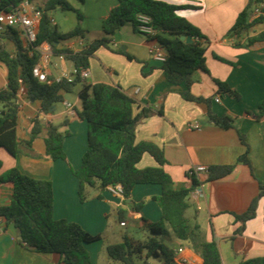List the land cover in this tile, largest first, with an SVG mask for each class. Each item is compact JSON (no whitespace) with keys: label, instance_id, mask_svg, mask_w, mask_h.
Instances as JSON below:
<instances>
[{"label":"crops","instance_id":"crops-1","mask_svg":"<svg viewBox=\"0 0 264 264\" xmlns=\"http://www.w3.org/2000/svg\"><path fill=\"white\" fill-rule=\"evenodd\" d=\"M75 9H83L95 19V25H86L85 18L79 22L73 11L66 19L68 29L61 30L60 23L53 18L54 25L60 33H68L77 25L86 31L85 38H74L62 42L61 48L80 52L86 43L103 36L102 23L118 0H85L80 4L77 0H67ZM182 9L179 14L199 28L210 40L206 52L209 73L199 71L192 87L197 97L211 98L212 111L219 115H227L235 120L237 129L246 136L248 159L250 165L238 159L247 151L236 129H222L211 124L207 117L208 107L205 103L190 102L182 98L183 85L168 82L160 63L153 59L151 42L147 36L129 26L130 34L124 35L123 28L112 37L110 48H100L90 61V77L84 80L87 84L106 83L120 86L124 92L136 101L135 114L144 108L151 110L137 126V142H152L163 149L167 164L164 169L173 178L176 187H189L191 180L189 171L196 166L234 165L228 176L205 182L204 197H192L191 218L195 217L201 227L203 238L214 242L221 254L222 264H239L252 258L264 257V196L260 198L257 215L243 226L237 216L245 213L251 202L261 192L264 185V115L260 117V103L264 100V42L250 48H236V37L228 35L239 15L246 8L249 0H160ZM35 4L42 8L43 0ZM93 27V29H92ZM126 29V28H125ZM94 30L95 38L87 35ZM264 31V23L251 28L248 35L240 38L246 43L250 36ZM2 43L12 54L16 47L13 42L3 39ZM122 45L124 51L135 59L118 53ZM224 59L230 63H225ZM75 69L72 62L62 55H54L49 67L50 76L58 80L71 76ZM8 69L0 62V91L7 88ZM225 82L239 94L236 98L221 93L216 81ZM140 92L135 94V89ZM82 89V88H81ZM65 93L64 102L75 107V115H70L64 102L57 104L50 113L41 112V102L28 99L25 89L19 94L20 109L18 114V136L22 140L30 139L32 120L40 117L42 124L60 125L67 121L62 131L70 135L64 141L67 160H51L46 156V128L34 140L31 150L23 149L17 157L11 156L0 148L2 168L0 176L8 170L17 168L24 175L35 179L48 180L53 185V215L57 220H67L80 225L88 233L98 236L109 232V227L117 219L118 227L126 228L132 220L141 229L142 219L152 223L161 220L162 212L154 197L162 194V187L157 184L137 185L131 199L116 196L108 191L99 192L90 189L89 198L81 202L79 197V181L72 170L82 165V158L88 147V123L79 119L77 112L81 110L79 93ZM189 124H197L198 129H190ZM157 166L149 155H144L138 167ZM204 180L205 176H199ZM13 185L0 184V206L8 205L12 200ZM101 194L102 198H98ZM145 201L140 212L135 206ZM123 218L122 221L120 218ZM126 222V226H121ZM242 229L241 232L239 230ZM171 231V229L169 228ZM121 235L127 236L124 233ZM129 237V236H128ZM139 241L143 239H135ZM103 241V240H101ZM98 241V242H101ZM87 245L93 264H110L105 243L99 247L96 243ZM113 244V243H112ZM164 245L172 250L174 259L185 260L186 264H203V259L190 247L189 242L177 239L171 231ZM183 248L179 256L176 251ZM157 260V259H156ZM158 261V260H157ZM146 262V263H145ZM144 263L150 264V258ZM0 264H64L56 254H41L26 248L21 241L20 232L13 224L0 217ZM157 264H160L158 261Z\"/></svg>","mask_w":264,"mask_h":264},{"label":"trees","instance_id":"trees-1","mask_svg":"<svg viewBox=\"0 0 264 264\" xmlns=\"http://www.w3.org/2000/svg\"><path fill=\"white\" fill-rule=\"evenodd\" d=\"M22 1L0 0V13L11 10ZM77 1L80 4L85 2ZM261 4L264 5V0H249L229 31L228 35L236 37V48H250L264 42V31L248 37L246 43L240 41V38L249 34L252 27L264 23V15L253 19L254 8ZM57 7L63 11L75 12L79 22L82 21L80 11L67 0H44V6L40 8L42 19L34 46L27 47L18 31L12 28L0 33V62L5 63L8 69L7 88L0 91V148L17 157L23 149L31 150L34 140L46 128V156L54 161H66L64 141L70 133L61 129L67 126V121L60 125L49 122L44 126L37 116L32 120L30 139L25 141L18 136L19 94L24 88L26 97L40 101L41 112L48 114L54 106L64 102L65 93H72L78 84H82L79 93L81 110L77 115L88 123V147L81 167L72 170L73 176L79 181L80 201L84 203L88 200L90 189L101 193L111 185H121L127 200L131 199L137 185L157 184L162 187V194L153 198L161 208V220L152 223L142 219L141 229L149 233L144 240L136 241L124 236L121 242L109 244L107 254L111 260L110 264H145V261L152 257L160 264H177L172 250L164 245V240L170 236L171 231L177 239L189 242L191 249L203 259V264H222L216 243L206 241L200 225L193 221L195 217L189 216L192 209L190 194L194 188L205 182L228 176L235 166L211 167L204 180L188 173L191 185L176 187L173 178L164 169L167 160L163 149L152 142H137V126L150 115V109L144 108L139 114H135L136 101L117 85L87 84L79 76L73 80L65 77L56 80L49 76L51 83H41L32 74L40 59L39 53L34 50L35 46L49 43L54 55H63L78 70L89 69L95 53L100 48H110L113 45L112 37L126 25H131L135 31L143 34L138 30V17L145 15L150 18V24L157 33L154 38L144 35L151 42H158L166 51V60L160 63V68L168 82L185 86V90L180 93L183 99L205 103L211 124L226 130H237L242 143L247 147V151L238 161L250 165L246 136L237 129L235 120L227 115L215 114L212 111L211 98L197 97L191 91L197 81L196 74L199 71L209 73L206 52L210 40L199 28L179 14L184 9L182 7L158 0H118V5L103 20V36L86 43L80 52H74L61 48V43L74 38H85V32L77 25L68 33H60L52 23V12ZM181 36L190 37L192 42L182 41ZM3 39L14 43V54L6 49L2 43ZM30 51H33L32 55ZM118 53L130 60L135 59L124 50H118ZM220 60L230 63L224 59ZM216 84L221 93L239 98V94L227 83L217 80ZM259 107L262 117L264 100ZM146 154L156 161L157 166L143 169L138 167ZM2 165L0 161V169ZM7 183L13 185L12 200L8 205L0 206V217L13 224L20 232L22 244L26 248L41 254L59 255L64 264H93L87 245L101 241L103 237L88 233L76 223L54 218V193L50 181L32 178L13 168L0 176V184ZM263 196L264 185H261V192L251 202L248 210L237 216L243 226L256 217L258 203ZM98 198H102V195L99 194ZM144 205L145 201L140 202L135 206V211L140 212ZM120 219L124 221L122 217ZM242 229L243 227L239 232ZM239 264H264V257L248 259Z\"/></svg>","mask_w":264,"mask_h":264},{"label":"built area","instance_id":"built-area-1","mask_svg":"<svg viewBox=\"0 0 264 264\" xmlns=\"http://www.w3.org/2000/svg\"><path fill=\"white\" fill-rule=\"evenodd\" d=\"M264 5H257L254 8L253 19H256L264 15L263 11ZM42 19V10L30 0H23L16 7L12 8L7 12L0 13V33L5 32L9 28H12L18 31L20 37L22 38L24 44L27 47H32L37 42V36L39 32V26ZM151 20L145 15H140L138 17V30L143 34L147 35L149 38H154L156 35V30L150 24ZM54 24V21H52ZM40 59L38 64L33 68V76L38 79L41 83H51L49 76V67L52 63V58L54 56L52 46L49 43H42L39 46H35ZM151 53L154 60L159 63H163L166 60L167 54L165 49L158 43L153 42L151 45ZM30 54H33V51H30ZM63 56V55H62ZM79 76L83 81L87 80L90 77L89 69L78 70L74 69L71 76H64L68 80H73ZM61 79V78H60ZM58 79V80H60ZM21 92V91H20ZM140 89H135V94H138ZM64 105L67 109V112L70 115H75V107L70 102H64ZM190 129H198L197 124H189ZM209 173V168L206 166H196L189 171V175H207ZM106 191L119 196L124 197V189L121 185H111L106 188ZM192 197H204L203 184L194 188L190 194ZM126 222H122L121 226H126ZM184 252L183 248H179L176 251V255L179 256ZM175 259L177 264H186L185 260Z\"/></svg>","mask_w":264,"mask_h":264},{"label":"rangeland","instance_id":"rangeland-1","mask_svg":"<svg viewBox=\"0 0 264 264\" xmlns=\"http://www.w3.org/2000/svg\"><path fill=\"white\" fill-rule=\"evenodd\" d=\"M158 1H160V0H158ZM43 2H44V0H43ZM88 12H90V11L85 12L83 9L80 10V13L82 14V16L84 18L87 17V18L83 19L84 20V23L87 26L88 25H92L93 26V25H95V19L92 16H90L88 14ZM68 14L69 13H67V12H63L61 10H58L52 16L55 19V21H57V23H60V26L62 27L61 30L62 29L63 30L68 29L67 27H69V22L66 19V16H68ZM129 26H131V25H126L123 28V34L124 35H127L128 36L130 34L129 33L130 32ZM80 27L83 30L82 25ZM92 29H93V27H92ZM86 31H88V30H86ZM86 31H85V33H87ZM91 33L92 34L87 35V37H88V39H91L92 40L96 36L94 34L95 33L94 30H91ZM118 50H123L122 49V45H120L118 47ZM81 88H82V84H78L76 86L75 90H74V94L77 91L81 90ZM117 219L118 218L116 217V221L113 222L112 225H110L109 232L102 235L103 241L96 243V246H97L98 249H99V247L101 245H103L105 243L112 244V243L121 242L123 240V236L121 235V233H124L125 235H127L129 237H133V238H135L137 240L146 238L149 235V233L147 231H144L142 229H139L132 220H130L128 227H126V228H121L120 226L118 227ZM157 263H158V261L155 258H153V257L150 258V264H157Z\"/></svg>","mask_w":264,"mask_h":264},{"label":"water","instance_id":"water-1","mask_svg":"<svg viewBox=\"0 0 264 264\" xmlns=\"http://www.w3.org/2000/svg\"><path fill=\"white\" fill-rule=\"evenodd\" d=\"M181 40L182 41H186L188 43H191L192 42V39L190 37H187V36H181ZM122 49L124 50L125 48H122ZM32 100H34V99H32ZM128 201H130V200H128Z\"/></svg>","mask_w":264,"mask_h":264}]
</instances>
